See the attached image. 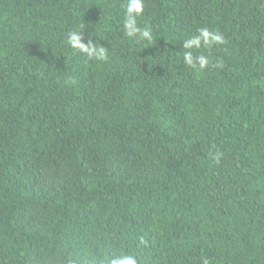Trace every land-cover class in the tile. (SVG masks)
I'll use <instances>...</instances> for the list:
<instances>
[{
    "label": "trees",
    "instance_id": "1",
    "mask_svg": "<svg viewBox=\"0 0 264 264\" xmlns=\"http://www.w3.org/2000/svg\"><path fill=\"white\" fill-rule=\"evenodd\" d=\"M128 4L0 0V264H264V0Z\"/></svg>",
    "mask_w": 264,
    "mask_h": 264
},
{
    "label": "clouds",
    "instance_id": "2",
    "mask_svg": "<svg viewBox=\"0 0 264 264\" xmlns=\"http://www.w3.org/2000/svg\"><path fill=\"white\" fill-rule=\"evenodd\" d=\"M143 10V0H129L124 21L125 34L130 38L138 37L140 39L151 41L152 35L150 30L147 28L142 29L137 26L136 17L140 16L143 13ZM197 31V35L191 36L183 41V48L199 49L202 44L205 47H209L213 44H223L225 42L224 37L221 34L213 32L208 28H200ZM68 44L79 52L87 54L89 58L97 60L107 58L103 47L98 48L92 41H89L87 44L83 42L82 32H70L68 36ZM184 61L193 68L198 66L200 69H204L209 65V60L206 56L200 55L194 59L192 52L190 51L184 53ZM221 155V153L214 155L213 158L217 163H219ZM110 264H137V262L136 259L131 256H124L120 258L119 261L111 260ZM204 264H208L207 260H205Z\"/></svg>",
    "mask_w": 264,
    "mask_h": 264
}]
</instances>
